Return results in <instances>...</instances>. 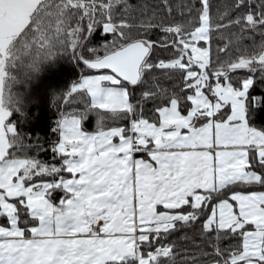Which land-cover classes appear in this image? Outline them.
Returning a JSON list of instances; mask_svg holds the SVG:
<instances>
[{
  "label": "snow or ice",
  "instance_id": "obj_1",
  "mask_svg": "<svg viewBox=\"0 0 264 264\" xmlns=\"http://www.w3.org/2000/svg\"><path fill=\"white\" fill-rule=\"evenodd\" d=\"M68 53L99 74L63 95L45 147L13 87ZM257 78L264 0H0V264H264ZM192 226L190 248L171 239Z\"/></svg>",
  "mask_w": 264,
  "mask_h": 264
},
{
  "label": "trees",
  "instance_id": "obj_2",
  "mask_svg": "<svg viewBox=\"0 0 264 264\" xmlns=\"http://www.w3.org/2000/svg\"><path fill=\"white\" fill-rule=\"evenodd\" d=\"M132 3H138L140 0H131ZM149 3H156L157 0H148ZM172 4H180L182 2L196 3V0H171ZM229 0H212L214 6L228 3ZM199 6L198 4L196 5ZM215 10V7H214ZM178 18V13H176ZM155 39L156 37L153 36ZM111 37H109V40ZM257 43L260 42V37H256ZM104 40L99 36L95 37L91 43V47L102 48ZM245 44L251 43L244 41ZM159 54L163 57L167 55L162 49H158ZM96 73L95 70L86 69L82 63H77L72 59L71 54L61 55L56 65L37 75L31 80L24 79L21 76V82H18L13 87V92L19 94L23 98V110L20 113L14 114L12 120L16 122L19 131L26 136H30L35 142L39 138L40 143L45 147L50 145L52 141L58 138L57 133H53L52 129L56 126L63 107V95L70 89L74 82H77L82 75ZM244 72L238 73L239 76L244 75ZM251 96L264 97V81L257 78L254 88L250 91ZM83 105H79L82 110ZM149 107H151L149 105ZM252 124L257 128H264V102L260 106L249 105ZM111 126H124L126 121H118L115 125L111 121L108 122ZM83 128L85 131L95 132L97 129L96 116L90 114L88 119L84 121ZM50 151L39 152V158L45 161L51 159ZM197 231L196 226L184 228L171 237L176 240L178 245L190 248L191 240H181L180 237L187 235L192 238ZM199 242V237H196Z\"/></svg>",
  "mask_w": 264,
  "mask_h": 264
},
{
  "label": "rangeland",
  "instance_id": "obj_3",
  "mask_svg": "<svg viewBox=\"0 0 264 264\" xmlns=\"http://www.w3.org/2000/svg\"><path fill=\"white\" fill-rule=\"evenodd\" d=\"M95 74H99V73L96 72V73H92L91 75H95ZM86 75H89V74H86Z\"/></svg>",
  "mask_w": 264,
  "mask_h": 264
},
{
  "label": "crops",
  "instance_id": "obj_4",
  "mask_svg": "<svg viewBox=\"0 0 264 264\" xmlns=\"http://www.w3.org/2000/svg\"><path fill=\"white\" fill-rule=\"evenodd\" d=\"M89 132V131H88Z\"/></svg>",
  "mask_w": 264,
  "mask_h": 264
}]
</instances>
